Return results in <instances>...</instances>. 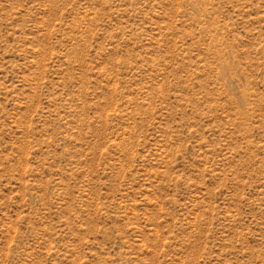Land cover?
<instances>
[{"label": "rangeland", "instance_id": "1", "mask_svg": "<svg viewBox=\"0 0 264 264\" xmlns=\"http://www.w3.org/2000/svg\"><path fill=\"white\" fill-rule=\"evenodd\" d=\"M0 264H264V0H0Z\"/></svg>", "mask_w": 264, "mask_h": 264}]
</instances>
